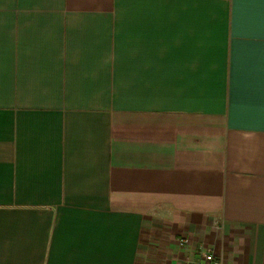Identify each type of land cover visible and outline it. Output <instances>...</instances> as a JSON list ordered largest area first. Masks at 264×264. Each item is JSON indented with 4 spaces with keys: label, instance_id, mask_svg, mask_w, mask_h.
<instances>
[{
    "label": "crops",
    "instance_id": "1",
    "mask_svg": "<svg viewBox=\"0 0 264 264\" xmlns=\"http://www.w3.org/2000/svg\"><path fill=\"white\" fill-rule=\"evenodd\" d=\"M201 249L264 264V0H0V264Z\"/></svg>",
    "mask_w": 264,
    "mask_h": 264
},
{
    "label": "built area",
    "instance_id": "2",
    "mask_svg": "<svg viewBox=\"0 0 264 264\" xmlns=\"http://www.w3.org/2000/svg\"><path fill=\"white\" fill-rule=\"evenodd\" d=\"M186 243V240L181 239L179 241V246H184ZM179 264H223L222 259L217 256L213 250L206 249V250H199L197 254L194 256V258L190 260H186L183 262H180Z\"/></svg>",
    "mask_w": 264,
    "mask_h": 264
}]
</instances>
